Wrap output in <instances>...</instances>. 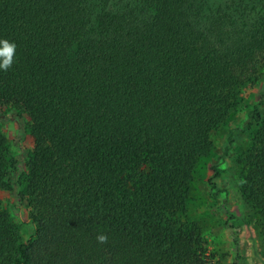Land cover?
<instances>
[{
    "label": "trees",
    "instance_id": "obj_1",
    "mask_svg": "<svg viewBox=\"0 0 264 264\" xmlns=\"http://www.w3.org/2000/svg\"><path fill=\"white\" fill-rule=\"evenodd\" d=\"M5 39L0 122L33 145L13 155L0 131V187H23L35 230L24 241L0 210V264H207L189 183L261 77L264 0H0ZM246 130L244 192L264 215L260 104Z\"/></svg>",
    "mask_w": 264,
    "mask_h": 264
},
{
    "label": "rangeland",
    "instance_id": "obj_2",
    "mask_svg": "<svg viewBox=\"0 0 264 264\" xmlns=\"http://www.w3.org/2000/svg\"><path fill=\"white\" fill-rule=\"evenodd\" d=\"M229 1L207 3L216 9ZM93 26L97 27L95 20ZM258 104L264 113V67L259 80L239 89L229 115L211 134L210 153L199 158L193 170L182 218L198 223L207 242V264H264V215L244 192L245 158L254 147V131L246 125ZM0 131L13 155L33 145L29 132L24 141L17 140L15 122H0ZM12 187H0V210L9 214L26 241L35 230L30 208L16 194L23 187Z\"/></svg>",
    "mask_w": 264,
    "mask_h": 264
},
{
    "label": "clouds",
    "instance_id": "obj_3",
    "mask_svg": "<svg viewBox=\"0 0 264 264\" xmlns=\"http://www.w3.org/2000/svg\"><path fill=\"white\" fill-rule=\"evenodd\" d=\"M16 52V45L8 40H0V70L7 71L14 62V56ZM98 242L106 243L107 237L99 235L97 237Z\"/></svg>",
    "mask_w": 264,
    "mask_h": 264
}]
</instances>
